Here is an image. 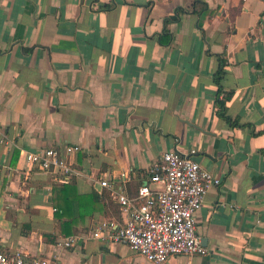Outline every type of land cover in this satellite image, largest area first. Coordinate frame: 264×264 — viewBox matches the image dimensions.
Returning <instances> with one entry per match:
<instances>
[{
    "label": "crops",
    "instance_id": "crops-1",
    "mask_svg": "<svg viewBox=\"0 0 264 264\" xmlns=\"http://www.w3.org/2000/svg\"><path fill=\"white\" fill-rule=\"evenodd\" d=\"M67 145L85 176L65 200L23 155ZM171 150L220 184L195 217L208 253L164 264H264V0H0L1 251L152 264L124 244L61 242L120 219L89 173H127L134 197L159 187L149 170Z\"/></svg>",
    "mask_w": 264,
    "mask_h": 264
},
{
    "label": "built area",
    "instance_id": "built-area-1",
    "mask_svg": "<svg viewBox=\"0 0 264 264\" xmlns=\"http://www.w3.org/2000/svg\"><path fill=\"white\" fill-rule=\"evenodd\" d=\"M245 1V0H243ZM81 151L77 145L63 148L50 146L25 151L26 167L47 173L56 184H67L83 178L75 156ZM194 151L183 154L178 150L164 152L149 170L150 182L158 188L141 186L137 195L129 197L125 185L127 173H121L117 183L103 173H92L87 179L100 189L109 192L119 205L120 219L100 221L87 231H79L65 238L61 245L72 248L87 240L124 244L132 252L152 264H164L175 255H206L196 231V213L202 206L205 194L220 184V180L203 169L193 158ZM0 264H49L41 257L21 252L6 253L0 250Z\"/></svg>",
    "mask_w": 264,
    "mask_h": 264
},
{
    "label": "trees",
    "instance_id": "trees-1",
    "mask_svg": "<svg viewBox=\"0 0 264 264\" xmlns=\"http://www.w3.org/2000/svg\"><path fill=\"white\" fill-rule=\"evenodd\" d=\"M223 77V70H222V66L220 65V68L218 70V72L216 73L215 77H214V82L216 83V85L218 86V88L220 89V81ZM220 92V91H219ZM228 95L224 96V100L223 99H217L216 101V105H217V115L220 116L222 119H224L225 121H227L228 123L230 122V119L226 116V114L224 113V101L228 98ZM62 187V192L64 193V199L67 200L70 198L69 195L65 194L67 192L70 191L71 186L69 184H65V185H61ZM57 189L55 188L54 191H56ZM77 198V197H76Z\"/></svg>",
    "mask_w": 264,
    "mask_h": 264
}]
</instances>
